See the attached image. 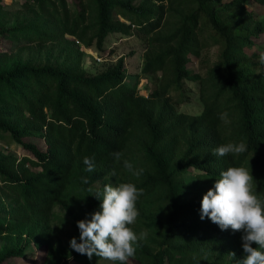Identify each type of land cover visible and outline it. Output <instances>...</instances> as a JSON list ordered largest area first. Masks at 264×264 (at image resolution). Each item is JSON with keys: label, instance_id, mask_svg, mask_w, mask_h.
I'll list each match as a JSON object with an SVG mask.
<instances>
[{"label": "trees", "instance_id": "obj_1", "mask_svg": "<svg viewBox=\"0 0 264 264\" xmlns=\"http://www.w3.org/2000/svg\"><path fill=\"white\" fill-rule=\"evenodd\" d=\"M73 6L27 0L13 12L0 0V36L37 51L26 60L0 51V142L32 154L0 149V264H18L39 249L44 264H98L103 259L89 260L69 242L79 239L77 222L100 210L87 189L122 182L144 190L131 227L146 230L147 238L129 264H237L243 233L201 220L200 206L229 167L251 168L264 196V45L254 50L264 20L249 0H77ZM113 35L137 38L141 72L154 76L148 96L138 92L144 77L128 72L125 57L95 75L83 68L79 44L102 54ZM214 47L213 62L203 53ZM193 60L199 71L190 69ZM187 82L197 85L199 114L180 111ZM222 112L230 124L219 119ZM27 138L44 140L46 151ZM241 140L246 153L213 154ZM117 151L124 154L119 163L111 155ZM86 156L95 157L94 172L84 170ZM124 160L143 174L133 176Z\"/></svg>", "mask_w": 264, "mask_h": 264}, {"label": "clouds", "instance_id": "obj_2", "mask_svg": "<svg viewBox=\"0 0 264 264\" xmlns=\"http://www.w3.org/2000/svg\"><path fill=\"white\" fill-rule=\"evenodd\" d=\"M259 62L264 64V53ZM219 119L224 124H230L229 114L222 112ZM248 151L246 141L228 142L213 150L218 157L228 155L239 156ZM119 163L123 152L111 153ZM95 157H84L86 172L95 171ZM123 167L133 176L139 178L143 169L134 168L128 160L123 161ZM112 175L115 176L113 169ZM83 184L89 185L87 177H81ZM99 183V182H97ZM93 197L101 201L100 210L86 215L77 222L79 239L73 237L69 246L80 255H86L89 260L93 256L103 259L108 264H129L139 247V241L147 238V231L139 234L131 227L140 216L137 203L144 195V190L132 182H122L116 185L105 184L102 189L89 187ZM207 218L222 231L231 229L233 233L242 232V248L244 258L237 264H264V196L257 191L251 168L243 166L229 167L220 173L211 189L203 196L200 206V219ZM257 245L254 248L252 245ZM235 257V253L229 254Z\"/></svg>", "mask_w": 264, "mask_h": 264}, {"label": "rangeland", "instance_id": "obj_3", "mask_svg": "<svg viewBox=\"0 0 264 264\" xmlns=\"http://www.w3.org/2000/svg\"><path fill=\"white\" fill-rule=\"evenodd\" d=\"M2 5L6 7V9L16 12L21 11L23 9V4L27 0H1ZM77 0H69V4H71V8L73 10L74 3ZM249 8L255 12L256 16L262 20H264V6L258 4L255 0H249ZM137 38L125 37L121 38L119 35H113L107 39L105 44L104 53L97 52L94 48L86 49L82 44H79L81 49L83 50L85 56L83 57L82 66L89 74H98L108 70L110 67H113L117 64L118 60L121 57H125L126 59V69L132 75L140 74L142 80L140 81V85L138 87V92L141 95L148 96L149 95V87L154 77L152 74L144 76L142 74V66H143V51L142 47L139 46ZM257 46L254 50H257L259 45H264V36L259 39L254 40ZM11 42L4 37L0 36V51H9L10 54L14 56L19 53V57L26 60L29 58H33L37 55V51H35L31 45H18V47L12 46ZM25 47V48H24ZM24 48V49H23ZM45 52H43L42 59H45ZM252 53V52H250ZM219 49L214 47L210 50H207L203 53V57L210 59L211 61H216L218 58ZM190 69L193 71H199L200 69V61L193 60V62L189 65ZM187 96H185V100L180 107V111L189 113V114H199L202 110L201 103L199 101V93L197 85L193 82H187ZM25 143H33L37 145V147L46 151V143L44 140L40 138H27L24 139ZM0 149L7 151L9 153H14L18 157L28 156L32 157V154L25 150L22 145H19L15 142L11 144L0 142ZM3 244L0 243V250H2ZM33 255L31 257H27L23 260H20L18 264H44L46 261L45 251L44 249L35 250L32 252ZM70 264H76L71 262ZM98 264H108L107 261L101 260Z\"/></svg>", "mask_w": 264, "mask_h": 264}]
</instances>
